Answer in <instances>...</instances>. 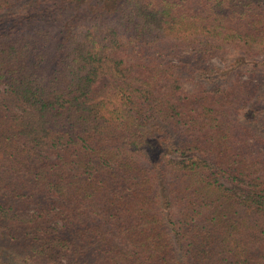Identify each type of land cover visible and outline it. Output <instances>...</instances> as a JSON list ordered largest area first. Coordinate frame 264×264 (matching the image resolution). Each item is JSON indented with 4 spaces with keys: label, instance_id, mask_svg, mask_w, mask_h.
<instances>
[{
    "label": "trees",
    "instance_id": "16d2710c",
    "mask_svg": "<svg viewBox=\"0 0 264 264\" xmlns=\"http://www.w3.org/2000/svg\"><path fill=\"white\" fill-rule=\"evenodd\" d=\"M0 264H264V0H0Z\"/></svg>",
    "mask_w": 264,
    "mask_h": 264
},
{
    "label": "rangeland",
    "instance_id": "374dc122",
    "mask_svg": "<svg viewBox=\"0 0 264 264\" xmlns=\"http://www.w3.org/2000/svg\"><path fill=\"white\" fill-rule=\"evenodd\" d=\"M211 62H212V64H214L216 66H219V67L221 66L220 62L217 59H214Z\"/></svg>",
    "mask_w": 264,
    "mask_h": 264
}]
</instances>
